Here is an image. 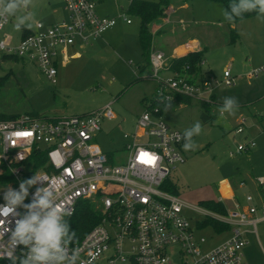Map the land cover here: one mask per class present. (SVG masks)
<instances>
[{"label": "built area", "instance_id": "1", "mask_svg": "<svg viewBox=\"0 0 264 264\" xmlns=\"http://www.w3.org/2000/svg\"><path fill=\"white\" fill-rule=\"evenodd\" d=\"M19 8L27 10L28 5ZM63 9L66 19L38 22L19 38L4 32L10 16L0 17V53L34 64L55 84L57 67L77 57L69 55L76 45L81 49L91 45L119 21L131 23L124 14L101 16L93 0H63ZM149 67V79L157 83V89L142 103L145 110L134 132L124 136L126 156L120 164L96 143L101 122L116 118L111 105L81 116L0 119V177L10 178L0 183V264H69L74 256L75 264H248L246 236L253 234L259 242L258 226L264 223V177L254 180V194H246L244 203L232 197L226 214L206 212L208 218L226 225L224 232L230 235L210 250L204 249L206 239L184 217L185 204L165 188L174 166L184 163L185 135L168 126L164 108L178 97L212 103L214 89L235 87L238 78L226 68L220 80L205 74L191 83L173 73L170 61L158 51L150 53ZM244 78L264 82V65L246 72ZM244 125L239 123L237 135L244 132ZM255 148L253 141L247 142L237 153ZM244 185L241 182L240 188ZM43 198L66 213L62 226L79 201L90 202L98 213V223L79 241L69 243L62 237L63 261H35L31 259L35 242L24 243L15 237L19 223L32 214L43 215L33 207ZM9 208L10 212L5 211Z\"/></svg>", "mask_w": 264, "mask_h": 264}, {"label": "rangeland", "instance_id": "2", "mask_svg": "<svg viewBox=\"0 0 264 264\" xmlns=\"http://www.w3.org/2000/svg\"><path fill=\"white\" fill-rule=\"evenodd\" d=\"M93 1L104 16L117 18L124 14L132 24H121L83 49L76 45L69 55L74 53L77 57L69 59L64 67H57L55 84L34 64L5 58L0 53V116L55 119L86 115L111 105L116 118L101 122L102 131L96 143L113 157L115 164H120L126 156L124 136L134 132L136 121L145 110L142 101L153 97L157 83L149 79L148 61L138 44L139 20L126 14L129 0ZM237 1L241 3V0ZM28 6L29 10L19 8L10 16L5 33L19 38L21 27L33 29L38 22L49 24L66 19L63 0H31ZM170 6L176 15L168 20L166 16L167 22L163 26L167 25L166 28L171 30L180 22L182 25L173 29V33L154 35L152 47L169 59L180 42L196 40L206 49L202 75H209L206 72L211 71L220 80L224 68H229L232 77L239 79L235 87L214 89L215 102L207 109L212 123L203 124V109L194 101H173L163 111L168 126L183 135L193 131L197 122L201 125L200 134L193 132L191 140L186 138L184 142H190L194 149L185 151L182 144L184 163L174 166L168 180L176 186L175 195L185 204L184 217L196 228L197 235L206 239L204 249L210 250L230 235L216 229L215 232L210 225L195 227L208 219L205 214L210 210L201 203L219 202L222 196L225 209L231 208L225 195L229 193L226 191L229 187L223 181L230 184L238 201L244 203L246 194H254V180L264 177V122L260 121L264 114V82L262 79H244L246 72L264 64V16L257 19L256 13L237 22L232 27L236 34L233 43L232 28L223 15L225 7L220 2L170 0ZM120 8L124 11L120 12ZM15 25H19L18 29ZM167 76L163 74V77ZM138 78L145 80L135 83ZM231 97L239 104L235 115L221 113L219 109L224 108L226 98ZM242 121L245 122L244 133L237 135ZM251 141L256 144L255 150L237 153L239 146ZM241 182L246 187L237 190ZM221 187L227 188H222L226 190L220 193ZM1 188L2 185L0 191ZM246 238L249 241L244 249L246 262L264 264V223L258 226L260 243L253 234Z\"/></svg>", "mask_w": 264, "mask_h": 264}, {"label": "trees", "instance_id": "3", "mask_svg": "<svg viewBox=\"0 0 264 264\" xmlns=\"http://www.w3.org/2000/svg\"><path fill=\"white\" fill-rule=\"evenodd\" d=\"M216 2H220L224 5L225 11L231 15L234 16L232 13V8L230 5H236L237 7L240 6V3L237 0H215ZM170 5V0H159L158 2L155 1H145V0H130L127 8L126 14L130 17H134L139 20V32H138V42L139 46L142 50V54L145 57L146 60H148V56L151 51L152 46V33L150 31V26L158 21L159 19L163 18L165 16V11ZM257 12H241L242 18H237L233 22H229L228 24L230 28L234 26L237 22L248 18ZM24 30L23 33H25V36L30 33V29L22 27ZM231 35H232V42H235V36L234 29H231ZM204 51L200 52H193L189 53L188 55L180 58H174L170 60V70L173 73L178 74L181 77H187L190 79V82H195L197 78L202 79V72H201V66L200 64L204 62ZM5 58H11L14 60H18L16 58L6 56ZM143 80L142 78L136 79V82H139ZM177 100L179 102H186L190 103L191 100L186 98L178 97ZM145 100L142 101V103ZM215 102V96L212 97V103H206L201 102L200 105L203 109V112L201 113V120L203 124H209L212 123V117L209 116L207 113V109L209 106H212ZM35 117V116H31ZM15 116L10 117H3L0 116L1 120H8V119H14ZM39 118V117H35ZM186 140V137L184 138V142ZM183 142V143H184ZM39 158V157H36ZM9 177L7 175H3L0 177V183L3 184L7 181H9ZM165 188L172 194L176 193V186L172 184L170 180L166 181ZM202 205H204L207 209L210 211L217 213L219 215L226 214V209L222 202H214V201H206L202 202ZM99 217L97 210L94 208V206L88 202V201H79L76 210L73 215L67 217L63 222V227L66 228V232L64 234L66 240L69 243L77 242L79 241L82 236H84L90 229H92L97 223H98ZM200 227L208 226L210 225L213 229H216L218 232H222L227 229V226L219 223L211 218L205 219L202 223L197 224Z\"/></svg>", "mask_w": 264, "mask_h": 264}, {"label": "clouds", "instance_id": "4", "mask_svg": "<svg viewBox=\"0 0 264 264\" xmlns=\"http://www.w3.org/2000/svg\"><path fill=\"white\" fill-rule=\"evenodd\" d=\"M31 3V0H10L5 4V0H0V17L4 15L13 16L19 9L20 5L27 6ZM234 16L229 15L226 11H223V15L229 22H233L237 18H242L241 12H252L258 13L257 19L260 16H264V0H241L240 6L230 5ZM18 29L19 25H15ZM235 105V108L233 107ZM238 101L234 98H226L224 108L219 109L221 113H227L228 115H235L238 110ZM193 132L200 134L201 125L199 122L196 123L193 131H187L185 137L188 141L191 140ZM185 151L193 150L194 147L190 142H186L183 145ZM33 181H29L32 183ZM19 199V198H17ZM33 207L39 208L43 215L35 213L32 214L27 220L19 223L15 237H18L21 242L28 243L34 241V247L32 248L31 259L35 261L44 262L49 259H57L60 261L65 260L63 249L60 247L61 239L66 232V228L61 225L63 215L66 213L59 208H52L47 198L40 199L38 204ZM51 209V210H50ZM5 211L10 212L11 209ZM69 264H75V256L69 261Z\"/></svg>", "mask_w": 264, "mask_h": 264}, {"label": "crops", "instance_id": "5", "mask_svg": "<svg viewBox=\"0 0 264 264\" xmlns=\"http://www.w3.org/2000/svg\"><path fill=\"white\" fill-rule=\"evenodd\" d=\"M130 1V0H129ZM186 7V6H185ZM27 10H29V6H28V9ZM97 11H98V13L101 15V16H104L103 14H102V9H101V11H100V9H99V7L97 8ZM122 11H124L122 8H120V12H122ZM172 15L174 16V15H176V11H175V9L172 7V6H170L169 5V7L167 8V10L165 11V16L163 17V18H161V19H159L158 21H156L155 23H153L151 26H150V31H151V33H152V37L155 35V36H157V35H161V34H163V35H166V34H169V33H173V29L174 30H176L177 28L179 29V25H182V22H180L179 24L178 23H176V24H178V25H176L173 29H171V30H168L167 28H166V26L167 25H165V26H163L164 25V23L166 24V22H167V20H168V18L169 19H171L172 18ZM106 16H108V15H106ZM167 16V20L166 19H164L165 17ZM163 19V20H162ZM166 20V21H165ZM50 24V23H49ZM121 24H125L126 26H129V25H131L132 24V22L130 23V24H126L124 21H119V23H118V25L115 27V28H118ZM174 25V24H173ZM233 27V26H232ZM25 28V27H24ZM114 28V29H115ZM31 30V29H30ZM22 31H24L23 29H22V27H21V32ZM111 31V30H110ZM107 32H109V31H107ZM112 32V31H111ZM138 44H139V42H138ZM152 51H156V49L154 48V47H152L151 46V51H150V53L152 52ZM200 51H204V52H206V49H205V47H203L198 41H196V40H191V41H188V42H180L178 45H176L175 46V48H174V54H173V56H171V58H169V59H167L166 57V59L168 60V61H170L171 59H174V58H180V57H184V56H186V55H188L189 53H193V52H200ZM150 55V54H149ZM204 56H205V53H204ZM148 64H147V66H148V70L150 71V67H149V56H148ZM204 64H205V61H204ZM204 64L202 65V66H204ZM264 65V64H263ZM203 68V67H202ZM226 68H224V70H225ZM206 73H209V75L210 76H212V77H214L213 76V74H212V72L210 71V72H206ZM143 79V78H142ZM245 79V78H244ZM143 80H145V78L143 79ZM239 80V79H238ZM246 80V79H245ZM247 81V80H246ZM255 81H257V80H255ZM260 121L262 122V116L260 117ZM263 132V131H262ZM244 133V132H243ZM242 133V134H243ZM257 148V147H256ZM255 148V149H256ZM254 149V150H255ZM253 151V150H252ZM251 151V152H252ZM224 183H226L227 185H228V187L229 188H227V187H221L220 188V193H221V191L222 190H226V189H222V188H227L228 190H226V191H228L229 192V194H230V196L228 197V198H226V200L228 201V203H231V205H232V203H233V201H237L238 199L236 198V196L234 195V193L232 192V189H231V186H230V184L228 183V182H226V181H223ZM223 182H221V184L223 183ZM251 182H253L252 180H251ZM245 184V183H244ZM245 187H246V184L244 185ZM240 188V184L238 185V188H237V190ZM221 195V194H220ZM232 197H233V201L231 200L232 199ZM235 199H237V200H235ZM221 200L222 201H224V199H223V197L221 196ZM221 200H219V202L221 201ZM239 202V201H238ZM223 204H226L225 203V201H224V203ZM215 230V229H214Z\"/></svg>", "mask_w": 264, "mask_h": 264}, {"label": "bare ground", "instance_id": "6", "mask_svg": "<svg viewBox=\"0 0 264 264\" xmlns=\"http://www.w3.org/2000/svg\"><path fill=\"white\" fill-rule=\"evenodd\" d=\"M225 195H226V196H228V197L230 196V194H229V193H225Z\"/></svg>", "mask_w": 264, "mask_h": 264}]
</instances>
